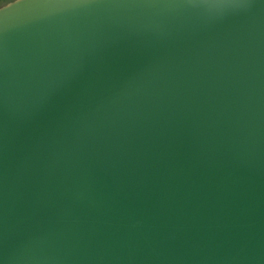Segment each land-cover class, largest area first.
Wrapping results in <instances>:
<instances>
[{"label":"water","instance_id":"1","mask_svg":"<svg viewBox=\"0 0 264 264\" xmlns=\"http://www.w3.org/2000/svg\"><path fill=\"white\" fill-rule=\"evenodd\" d=\"M0 264H264V0L1 5Z\"/></svg>","mask_w":264,"mask_h":264},{"label":"trees","instance_id":"2","mask_svg":"<svg viewBox=\"0 0 264 264\" xmlns=\"http://www.w3.org/2000/svg\"><path fill=\"white\" fill-rule=\"evenodd\" d=\"M9 1H11V0H0V4L2 3L1 5H3V4H5V3L9 2Z\"/></svg>","mask_w":264,"mask_h":264},{"label":"rangeland","instance_id":"3","mask_svg":"<svg viewBox=\"0 0 264 264\" xmlns=\"http://www.w3.org/2000/svg\"><path fill=\"white\" fill-rule=\"evenodd\" d=\"M2 4V3H1ZM1 4H0V6H1Z\"/></svg>","mask_w":264,"mask_h":264}]
</instances>
